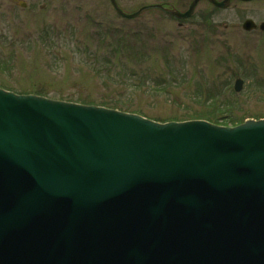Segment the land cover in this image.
<instances>
[{
  "label": "water",
  "instance_id": "water-1",
  "mask_svg": "<svg viewBox=\"0 0 264 264\" xmlns=\"http://www.w3.org/2000/svg\"><path fill=\"white\" fill-rule=\"evenodd\" d=\"M108 1L183 20L201 0ZM0 264H264V120L157 123L0 89Z\"/></svg>",
  "mask_w": 264,
  "mask_h": 264
},
{
  "label": "rangeland",
  "instance_id": "rangeland-1",
  "mask_svg": "<svg viewBox=\"0 0 264 264\" xmlns=\"http://www.w3.org/2000/svg\"><path fill=\"white\" fill-rule=\"evenodd\" d=\"M191 1L116 0L127 14L150 4L184 12ZM245 20L264 22V0L223 10L201 1L185 20H124L108 0H0V88L115 102L156 121L215 109L230 114L218 121L264 118V33L242 31Z\"/></svg>",
  "mask_w": 264,
  "mask_h": 264
},
{
  "label": "trees",
  "instance_id": "trees-1",
  "mask_svg": "<svg viewBox=\"0 0 264 264\" xmlns=\"http://www.w3.org/2000/svg\"><path fill=\"white\" fill-rule=\"evenodd\" d=\"M3 67L7 68L8 67V63L6 61H4L3 63H0V71H2ZM8 90V89H6ZM20 94H34V95H39V96H45V94L43 92H37V91H34V92H28V93H22L20 92ZM46 97V96H45ZM57 99L59 100H63V101H68V102H74V103H79V104H84V105H97V106H103V107H106V108H109V109H114V110H119V111H123V112H129V113H136V114H140L142 115L141 113H139L138 111H131V110H128L127 108H125L124 106H120L121 104H117L115 102H110V101H103V102H90L88 100H85L83 98H79V99H67V98H63V97H57ZM119 103V102H118ZM224 106L225 108H228V104L227 103H224ZM216 112V113H215ZM215 112L211 111L209 113H200V114H197L198 117L196 118H193V119H202V120H206V121H209L211 123H214V124H218V125H222V126H234V125H237V124H240L238 121H235L233 122V120H223V121H218V115L220 118H224L225 116H228L230 114L227 113H224L222 111H217V109H215ZM217 115V116H216ZM223 115V116H221ZM143 116V115H142ZM185 120H188V119H185ZM191 120V119H189ZM177 121H180V120H177ZM183 121V120H181Z\"/></svg>",
  "mask_w": 264,
  "mask_h": 264
}]
</instances>
